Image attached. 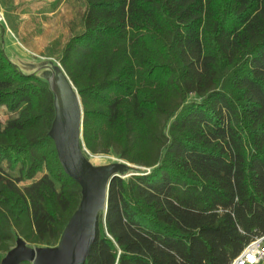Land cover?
Returning <instances> with one entry per match:
<instances>
[{
    "label": "trees",
    "instance_id": "16d2710c",
    "mask_svg": "<svg viewBox=\"0 0 264 264\" xmlns=\"http://www.w3.org/2000/svg\"><path fill=\"white\" fill-rule=\"evenodd\" d=\"M83 1L57 57L85 148L150 170L113 180L85 264H230L264 236V0ZM54 98L0 41V264L58 246L81 201Z\"/></svg>",
    "mask_w": 264,
    "mask_h": 264
},
{
    "label": "water",
    "instance_id": "95a60500",
    "mask_svg": "<svg viewBox=\"0 0 264 264\" xmlns=\"http://www.w3.org/2000/svg\"><path fill=\"white\" fill-rule=\"evenodd\" d=\"M64 78L49 83L54 93L55 119L50 137L66 174L81 187V201L56 247H35L18 238L1 264H85L96 241L99 216L106 217L111 183L132 168L128 162L95 167L84 155H92L83 141L84 107L64 69Z\"/></svg>",
    "mask_w": 264,
    "mask_h": 264
},
{
    "label": "rangeland",
    "instance_id": "374dc122",
    "mask_svg": "<svg viewBox=\"0 0 264 264\" xmlns=\"http://www.w3.org/2000/svg\"><path fill=\"white\" fill-rule=\"evenodd\" d=\"M85 10L83 0H0V11L3 15H7L10 26L14 20L17 27L11 26L9 30L6 23H2L7 30L8 38L27 58L35 61L44 60L50 64V79L53 78L52 80L56 82L63 80L64 73L57 63L50 60L60 64L55 57L59 56L74 35L81 33ZM9 13L13 19H10ZM14 62H16L15 59ZM22 71L25 72V70ZM40 73L37 75L46 80L43 72ZM48 81V83L51 82ZM10 117L5 109L0 110L1 124H5ZM84 155L95 167L113 166L126 162L113 154L90 155L85 151ZM130 165L133 167L122 174L124 178L144 172L140 167ZM3 168L6 166L4 165Z\"/></svg>",
    "mask_w": 264,
    "mask_h": 264
},
{
    "label": "crops",
    "instance_id": "0c3cea01",
    "mask_svg": "<svg viewBox=\"0 0 264 264\" xmlns=\"http://www.w3.org/2000/svg\"><path fill=\"white\" fill-rule=\"evenodd\" d=\"M6 8L8 9V7H6ZM8 15H9L10 19H13L12 15L10 13ZM4 18H5V23H6L5 25H6V27L9 28V30H10V28H12L11 26H14L15 28H17L15 23H14V20L12 22V25L10 26V23L7 20V15L4 14ZM6 31L7 30H5V26L2 23H0V41L2 42V44L6 50V53L10 57V59L13 62L15 59L16 62H14V63L17 64L20 68H22V70H25V72H31V73H35V74H39L40 72H43V75L46 76L45 77L46 81L49 82L48 78L50 77V74H49V70L51 68L50 64H48L44 60L35 61V60H32V59L24 56V54L22 52H20L19 50H17L15 48L12 40L10 38H8V34ZM32 49L34 50V48H32ZM57 56L58 55H56V57L55 56L54 57L58 58ZM50 61L57 63L59 66V63L56 62L55 60H50Z\"/></svg>",
    "mask_w": 264,
    "mask_h": 264
},
{
    "label": "built area",
    "instance_id": "2783aa9c",
    "mask_svg": "<svg viewBox=\"0 0 264 264\" xmlns=\"http://www.w3.org/2000/svg\"><path fill=\"white\" fill-rule=\"evenodd\" d=\"M0 23H5L3 13L0 11ZM150 173L149 169L141 168ZM230 264H264V236L251 241L244 250Z\"/></svg>",
    "mask_w": 264,
    "mask_h": 264
}]
</instances>
